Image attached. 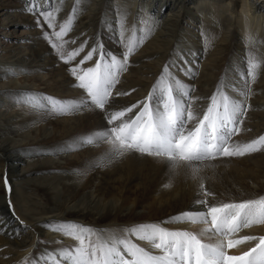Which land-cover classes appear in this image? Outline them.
Wrapping results in <instances>:
<instances>
[{
	"label": "bare ground",
	"instance_id": "6f19581e",
	"mask_svg": "<svg viewBox=\"0 0 264 264\" xmlns=\"http://www.w3.org/2000/svg\"><path fill=\"white\" fill-rule=\"evenodd\" d=\"M30 6L29 0H0V90L28 89L56 98H84L85 90L75 86L78 82L69 70L73 64L62 61L43 35L48 32L51 36L54 30L42 18V27L38 26L37 14L26 10ZM52 6H59L56 0ZM72 6L73 0H66L58 22L65 20ZM122 8L129 13L125 40L138 38L132 31L138 14L155 17L159 25L130 57V66L114 89L129 95L112 97L106 111L44 118L13 103V97L0 95V221L6 222L0 225L6 228L0 231V264H46L42 258L46 252L76 246L78 241L45 227L57 222L90 227L102 239L148 223L201 234L204 224L170 219L185 211L201 210L202 206L195 204L203 198L198 195L201 183L216 194L215 203L264 196V151L181 162L174 170L161 158L135 152L104 167H89L107 152V143L59 155L39 154L74 137L110 129L109 114L143 101L165 63L177 53L195 65L194 78L176 74L194 88L192 96L200 98L196 107L201 116L225 73L229 84L240 82L239 73L247 68L246 52L257 62L264 61V0H87L83 14L64 38L75 39L76 44L65 45L64 53L85 39L90 40L89 48L94 46L100 34L105 48L120 57L125 48L116 42L111 29L106 30L105 21ZM42 10L50 9L45 3ZM52 42L58 43L54 37ZM9 69L17 74L3 76ZM252 89L244 130L234 138L241 143L264 135V68ZM229 94L235 95L230 89ZM17 230L20 236L8 234ZM242 235H264V225L243 229L235 238ZM128 238L160 254L150 249L148 242ZM201 239L216 243L223 237L201 235ZM251 246L249 242L228 251L239 254Z\"/></svg>",
	"mask_w": 264,
	"mask_h": 264
},
{
	"label": "snow or ice",
	"instance_id": "6c2138e0",
	"mask_svg": "<svg viewBox=\"0 0 264 264\" xmlns=\"http://www.w3.org/2000/svg\"><path fill=\"white\" fill-rule=\"evenodd\" d=\"M29 2L31 6L26 10L37 14V25L42 27V18L47 27L54 30L51 36L48 32L43 35L60 53L62 61L73 64L69 70L78 82L75 86L85 90L86 96L56 98L28 89L0 90V95L13 97V103L44 118L82 114L96 109L106 111L111 106L112 97L130 94L115 92L114 89L120 75L128 70L130 57L143 45L146 37L158 28L155 17L138 14V20L132 26V31L138 33V38L134 40L124 39L125 33L129 31V13L126 8L117 10L113 19L105 21L106 30L111 29L116 42L125 48L120 57L105 48L100 34H97L94 46L89 48L90 40L85 39L65 54V45L76 44V40L64 38L83 14L87 0H73L72 9L63 22H58V16L66 0H56L58 7L52 6L53 0ZM45 3L50 10H42ZM141 24L143 27H140ZM52 37L58 43H53ZM247 42L253 43L251 36ZM86 49V54L80 58ZM93 61L92 66L85 67ZM246 64V71L239 73L238 84H229L225 73V78L218 83L201 116L200 109L196 107L200 98L193 97L194 88L176 74L180 72L194 78L195 65L189 64L182 54L177 53L165 63L143 101L109 114L107 123L112 125L110 129L74 137L71 142L39 154L59 155L107 143V152L89 167H104L115 159L135 152L161 158L174 170L181 162L244 157L264 151V135L243 143L234 139L244 130L242 126L251 109L248 100L254 95L252 85L264 68V61L257 62L248 52ZM16 74L15 70L9 69L3 76ZM229 89L235 95L229 94ZM134 109H138L134 118L128 117L127 114ZM189 125L194 126L189 128ZM7 184L5 180L6 187ZM199 187L198 195L203 198L195 200V204L202 206L201 210L185 211L170 219L172 222L204 224L206 227L201 234L186 229L169 230L148 223L126 228L123 235L113 233L107 239H102L90 227L74 222H57L45 227L73 238L78 244L70 249L46 252L42 258L46 264L47 261H51V264H264V235H242L235 238L243 229L264 225V196L215 203L216 194L207 189L204 183ZM5 223L0 221V225ZM0 231H6V228L0 227ZM8 234L20 236L21 232L17 230ZM201 235L223 239L216 243H206ZM129 236L148 242L150 249L159 250L160 254L146 250L129 239ZM92 237H96V240L93 241ZM249 242H252V246L247 251L239 254H230L228 251Z\"/></svg>",
	"mask_w": 264,
	"mask_h": 264
},
{
	"label": "rangeland",
	"instance_id": "374dc122",
	"mask_svg": "<svg viewBox=\"0 0 264 264\" xmlns=\"http://www.w3.org/2000/svg\"><path fill=\"white\" fill-rule=\"evenodd\" d=\"M18 33H19V32H18ZM18 33H17V34H18ZM132 115H133V114H132ZM132 115H131V117L134 118V115H135V114H134L133 116H132ZM190 126L193 127V125H189V127H190ZM191 127H190V128H191ZM144 155H146V154H144ZM204 161H205V160H204ZM191 162H196V161H191ZM197 162H199V161H197ZM13 214H14V213H13ZM4 257H5V256H4ZM4 257H3V258H4Z\"/></svg>",
	"mask_w": 264,
	"mask_h": 264
}]
</instances>
